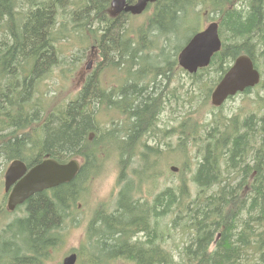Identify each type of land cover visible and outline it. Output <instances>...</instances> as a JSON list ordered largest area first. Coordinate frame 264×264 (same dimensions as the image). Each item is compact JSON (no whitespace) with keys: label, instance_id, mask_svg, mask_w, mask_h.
Here are the masks:
<instances>
[{"label":"trees","instance_id":"obj_1","mask_svg":"<svg viewBox=\"0 0 264 264\" xmlns=\"http://www.w3.org/2000/svg\"><path fill=\"white\" fill-rule=\"evenodd\" d=\"M110 1L0 0L2 162L20 159L32 165L44 155L61 162L81 160L71 181L37 192L18 206L23 215L0 232V264H44L49 250L63 239L65 226H77L76 203L110 156L118 166L115 206L91 213L86 245L71 250L77 252L78 264L114 259L129 264H264V0H156L139 15H114ZM202 12L218 22L222 40L209 65L190 76L203 102L240 54H247L260 71L255 88L261 92L250 101L254 107L232 116L209 110L205 124L193 120L189 108L168 129L157 119L177 98L176 87L170 92L160 86L182 70L176 61L181 47L172 43ZM63 43L77 47L75 62L87 48H96L101 57L67 100L55 90L38 89L57 68L63 70L62 64L74 66L64 63ZM108 109L128 114V123L122 127L110 117L104 129L99 114ZM170 136L173 144L166 140ZM156 139V145L148 144ZM161 147L181 162L180 174L191 172L194 193L183 177L157 190L161 173L152 166L137 175L145 157L151 155L156 163ZM188 147L193 156H186ZM134 157L138 165L128 171ZM131 177L140 180L134 184ZM171 233L180 240L168 242Z\"/></svg>","mask_w":264,"mask_h":264},{"label":"rangeland","instance_id":"obj_2","mask_svg":"<svg viewBox=\"0 0 264 264\" xmlns=\"http://www.w3.org/2000/svg\"><path fill=\"white\" fill-rule=\"evenodd\" d=\"M214 16V14H211ZM207 16L204 12L198 18V22L196 20H191V24L189 26H184L178 37L173 41L172 46L174 48L182 47L186 41L191 37L193 30H201L203 29L211 19H207ZM141 19V18H140ZM136 22H140L139 19L135 18ZM197 30V31H198ZM160 44V42H158ZM63 47V54L66 56L65 62L68 64L74 63L72 68H68L69 66L66 64H62V69H56L48 78L43 79L40 84L38 85V89L41 93H44L48 90H55L60 97L64 100L69 98H73L77 93L79 87L85 81L87 75L91 74L97 64L101 61V57L96 51V48H87L83 50L84 52H80L81 61L75 62L73 60V53L77 52V47L70 46L69 43H63L61 45ZM152 55H156L157 51L150 52ZM90 65V68L87 69V66ZM68 66V67H67ZM105 75H108L105 74ZM191 75L183 70H178L171 78L170 81L162 82L160 86H167V88L172 90L173 87H176V102H171L169 106L166 108V111L161 112L158 115L157 121L166 123L168 129L186 116V110L192 108V113L188 112V115L192 117L193 120H197L199 124L207 123L208 113L213 110L216 114L223 113L229 116H232L234 112L242 111L245 108L248 109L250 107H254L255 105L250 103L253 99H256L255 93L260 91V88H255L250 94L248 95H237L233 99H229L225 102L223 109L219 110V108L214 109L209 104V99L207 103L203 102V97L200 95L199 91L197 90V86L194 84V80L191 79ZM104 77V74H103ZM102 77V78H103ZM120 78H123V74H120ZM107 81V80H105ZM261 92V91H260ZM52 93H50L51 95ZM210 110V111H209ZM107 114H104L100 117V120L103 121L101 125L104 126V129L110 126L109 118L111 115L112 120L115 122H120V126H125L128 123L127 115H123V113H116L112 109H108L106 111ZM182 115V116H181ZM176 117V119H173ZM171 119V120H170ZM168 143H174V137L170 136L167 137ZM157 139L155 142L151 141L149 145H156ZM102 145V144H100ZM102 147H105L104 144ZM106 147H112V145H108ZM161 154L157 157L155 164H158L156 167L154 166V162L152 160L151 155L145 157L144 163H140L139 173L137 174L139 177H142V174L145 173L146 169L153 167V169H157L161 175L158 178L159 184L158 188L162 189L164 186L177 183L180 181V178L186 179V185L188 186L191 192H195L194 185L188 181L191 172L185 171L182 174L179 172L181 171V162L175 161L173 159L174 154L170 153V151L166 152L163 147H161ZM141 151V149H138ZM104 154L107 153L106 151L103 152ZM189 155L187 157L193 156V148L190 149L188 147L187 152ZM178 155V154H177ZM179 157V156H178ZM4 158L0 157V209L4 208L5 205V198L3 192V175L4 171L7 168L9 162H2ZM138 157H134L132 163L128 169L135 168L138 165ZM194 159H190L189 168L192 170L194 168ZM154 164V165H153ZM170 165H175L178 167L177 172H171L169 170ZM117 175H118V166H117V158L115 156H110L106 160V163L99 173V175L94 176V178L88 182L86 189L87 194L85 193L82 195L81 200L77 202V211L75 214V219L78 220L77 226H69L66 225L64 230L62 231L63 239L60 242L56 243L55 249L50 250V258L44 262V264H60L63 256L69 250H80L84 245H86V234H85V226L88 220L91 217V213L93 210L95 211L97 208H103L106 211L113 210L115 206L116 197L118 194L119 187L117 186ZM132 182L137 184L140 180L136 177H131ZM142 179V178H141ZM143 194H147V198L150 199L151 196L148 195L147 185H142ZM23 215V208H19L12 212H1L0 213V232L2 231L3 227L12 221L13 218L16 216ZM171 239L168 242H177L180 240L179 234L171 233ZM6 242V240H5ZM89 244V242H87ZM0 245H2L0 243ZM0 249H4L3 246H0ZM124 262L120 259H114L110 262V264H123ZM104 264V263H100Z\"/></svg>","mask_w":264,"mask_h":264},{"label":"water","instance_id":"obj_3","mask_svg":"<svg viewBox=\"0 0 264 264\" xmlns=\"http://www.w3.org/2000/svg\"><path fill=\"white\" fill-rule=\"evenodd\" d=\"M155 0H136L128 3L127 0H111L110 6L114 15L122 12L140 14L148 3ZM221 47L218 34V24L213 21L202 30L194 33L185 45L178 51L176 60L178 66L189 74L196 73L198 69L206 67ZM90 65L87 66V69ZM260 81V73L254 67L252 59L246 54L238 55L216 83L210 93V103L218 107L228 96L242 92L253 87ZM171 170L176 171L174 166ZM79 170L75 159L60 163L53 158L45 157L40 162L27 168L26 164L18 159L12 160L4 174V190L8 192L6 207L13 210L30 196L45 189L56 187L71 181ZM76 254L65 256L62 264H74Z\"/></svg>","mask_w":264,"mask_h":264},{"label":"flooded vegetation","instance_id":"obj_4","mask_svg":"<svg viewBox=\"0 0 264 264\" xmlns=\"http://www.w3.org/2000/svg\"><path fill=\"white\" fill-rule=\"evenodd\" d=\"M0 213H1V212H0ZM53 249H55V248H52V249H50V250H53ZM50 250H49V251H50Z\"/></svg>","mask_w":264,"mask_h":264},{"label":"bare ground","instance_id":"obj_5","mask_svg":"<svg viewBox=\"0 0 264 264\" xmlns=\"http://www.w3.org/2000/svg\"><path fill=\"white\" fill-rule=\"evenodd\" d=\"M217 22V21H216ZM217 24H218V22H217Z\"/></svg>","mask_w":264,"mask_h":264}]
</instances>
